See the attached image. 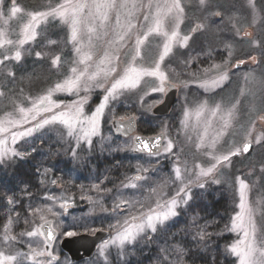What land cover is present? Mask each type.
<instances>
[{"label": "rangeland", "instance_id": "374dc122", "mask_svg": "<svg viewBox=\"0 0 264 264\" xmlns=\"http://www.w3.org/2000/svg\"><path fill=\"white\" fill-rule=\"evenodd\" d=\"M87 2L91 3L92 0ZM116 2L123 3L125 0ZM127 2L143 3L145 7L133 11L131 23L134 27L124 41H120L116 36L118 14L116 10L108 13L104 28L98 29V34L93 36L90 48L87 47L86 37L82 41L86 46L84 51L89 52L92 57L88 62L89 73L96 70L106 52L118 58L114 61L116 72L107 78L99 77L98 82L102 85L100 87L94 82L87 88L81 86L78 91L53 93L52 100L61 106L53 111H68L84 100L83 116L90 117L106 95L104 89L119 79L129 65L151 68L159 60L166 38L150 35L140 50V56L133 61L135 38L146 30L144 16L148 14L146 6L149 0ZM152 2L163 4L170 0ZM11 3L12 0H3V6L0 7V40L10 39L18 42L23 36L24 26L30 20V14L50 11L65 3V0H43L37 5V9L26 8L15 0V5L21 8V12L15 17L10 15ZM180 3L183 14L180 17L182 23H179L178 27V40L182 41L184 36H189L190 39L186 46L174 43L172 52L161 62V71L166 74V81L177 84L179 88L175 105L179 113L178 124L172 131L169 129L170 123L166 120L164 128L160 130L165 133L163 145L171 140L173 149L171 153H164L162 149L158 157L145 155L134 159V170L130 173L128 181L123 185L121 183L117 192L108 189L109 175L103 173V169L116 163L119 158L118 162L128 159L132 151V137L115 135L112 123L121 116H135L138 122V117L142 113L151 114L154 106L164 98V93L152 91L153 88L160 86L157 78L145 77L135 89L118 92L116 99L110 100L105 108L96 134L89 137L90 143H87L83 134L79 132L80 125H77V131L73 135H69L67 126L59 122L45 125L31 137L18 138L14 143L9 133L0 131V139L8 141L6 145L0 146V150L5 147L9 150L7 155L0 157V172L1 168L4 170L15 159H28L34 150H38L44 159L59 154L62 161H69V176L48 166L42 168L39 178L42 194L38 198L31 197L30 192L25 194L27 200L24 206H20L12 197L9 199L11 202L8 201L6 208L0 212V252L16 256V260L11 264H77L68 258L67 253L66 256L61 254L63 250L60 243L67 237L63 233L74 231L77 235L94 234L98 230L109 231V235L101 241L93 258L80 264H158L161 249L176 245L183 247L173 239L174 235L166 239L165 234L170 231L181 212H185L192 204L196 195L203 196L210 192L211 186L217 185L233 189L237 201L236 210L231 217L236 215L240 203L238 194L240 180H244L248 185L247 202L253 210L252 218L256 225L258 240L264 235V139L259 143L255 142L257 137H264V119H260L264 116V0H252L251 4L249 0H204L203 3L201 0H180ZM151 11L154 13L155 8ZM217 13L219 15H216ZM119 15L123 23L126 19V10H120ZM196 25H204V28L194 32ZM173 28L175 24L170 18H165L164 30L171 34ZM198 39L220 51L221 60L216 63L219 68H214L201 77L192 72L185 78L183 72L194 59L192 57L188 61L185 52L194 40L196 42ZM16 50L21 51L20 61L9 59L0 64V103H5L0 112V128H7L12 132L23 131L48 118L50 113L40 112L33 120L32 113H28V123H19L23 115L20 112L21 108L28 112L33 101L46 95L57 83H63L72 77V68L81 71L84 67L80 63V54L76 52L71 42L70 25L59 17H49L41 22L37 28L36 38L22 47L12 45L0 47V60H3L4 56L13 57ZM37 52L41 53L42 58L35 55ZM56 56H59L60 60L53 64ZM252 57H255V62ZM240 61L244 63L235 67ZM30 62L39 63L41 71H47L50 75H46V78L52 81L50 86L41 88L34 95L26 94L22 86V82L28 80L24 74L30 73L26 71ZM182 67H185L184 71ZM42 74L41 72L40 76ZM220 74H226L227 79L218 87L200 86L205 81L217 79ZM11 85L20 87L18 94L9 93ZM202 105L203 111H200ZM216 105H220L221 111L213 115ZM229 109L233 110V118L225 126L223 116ZM9 121L15 123H8ZM248 138L253 141V147L248 153L234 155L230 161L221 162L209 177L199 176L201 169L207 170L215 163L214 157H223L230 151H235ZM177 166L181 174L179 180L175 175ZM144 169L147 171H143ZM137 174H141L142 178L135 179ZM214 180H218L219 183L213 182ZM189 181H192L190 184L192 198L187 203L182 201L179 204L176 209L177 216L170 217L163 224H157L155 233L146 228L145 233L149 237L147 240L144 239L145 233H141L135 241L125 242L123 245L119 243L117 233L127 227L124 224L125 220L133 223L131 218L136 217L135 223H140L142 214H148L150 209L161 210L157 209L158 203L163 205L172 199L180 200L184 194L180 193L178 196L177 193ZM199 184H204V188H200ZM65 200L68 202L67 207H72L71 211H65L66 207H60ZM122 201L126 202V205L117 209V205H121ZM80 207L82 209H79ZM48 208H51L52 212L46 211ZM35 209L41 211L36 212ZM41 216L44 217L43 220ZM84 216H89L92 220L98 216V223L85 222ZM232 218L225 231L219 235L234 236V240L227 246V253L235 260V264H239L238 258L229 251L233 243L242 239L240 233L231 231ZM49 219L53 220L54 228L58 232L52 248L56 255H60L58 262L44 256L40 258L33 256V252H45V241L40 234L32 237L26 235ZM197 219L192 220L190 216L188 232H193V236L201 240L209 235L210 230L208 226L206 228L201 224H198V229L192 228L193 222L199 223ZM5 225H9L8 228H5ZM6 234L15 239L5 242ZM113 240L117 242L113 243ZM150 250L153 251L145 263V255ZM185 256L178 257L173 254L167 255L166 259H179V264H186ZM159 264L163 262L160 261Z\"/></svg>", "mask_w": 264, "mask_h": 264}, {"label": "snow or ice", "instance_id": "6c2138e0", "mask_svg": "<svg viewBox=\"0 0 264 264\" xmlns=\"http://www.w3.org/2000/svg\"><path fill=\"white\" fill-rule=\"evenodd\" d=\"M204 0H201L203 3ZM252 0H249L251 4ZM3 6V0H0V7ZM145 5L143 3H129L127 0L123 3H117L116 0H92L91 3H88L87 0H65V3L58 5L56 8L51 9L50 11L45 12H35L30 14L29 22L24 26L23 36L18 42H13L10 39L0 40V47H5L6 45H12L14 47H22L26 43L33 41L37 36V28L40 23L47 20L49 17H59L65 23L70 25L71 29V42L75 46V50L78 54H80L81 59L80 63L84 65L83 70L78 71L77 68H72V77L66 79L63 83H57L54 88L48 90L47 94L38 98L37 101H33L32 108L25 112L23 108L20 109V112L23 114L22 119L19 122L20 124L28 123V113H32V119L34 120L36 115H39L40 112L50 113L49 117L46 119H42L34 124L32 127L25 128L23 131H10L7 128H0V131L9 133L11 141L14 143L18 138H27L31 137L33 133L39 129L44 128L45 125H49L52 123H61L66 125L69 129V135H73L77 131V125H80L79 132L83 134V138L87 143H90L89 137L93 136L97 132V128L100 122V119L104 113L105 108L108 106L110 100H115L117 93L122 92L124 90L135 89L140 81L145 77H153L159 80V87L153 88L152 91L154 93L163 94L165 92L164 83L167 80L166 74L161 71V62L165 60V57L169 56V54L173 50L174 43H182V45L186 46L187 41L190 39L189 36H184L181 40H178L179 32L178 27L179 23H182L180 17L183 14V7L180 3V0H170V2L161 3H153L152 0H149L147 4L148 14L144 16V20L146 22L145 28L146 30L137 35L134 42V52L133 61L136 60V57L140 56V50L143 47L145 41L148 39L150 35H158L166 38L162 52L159 56V60L151 67H137L133 65H129L123 72V75L116 79L114 83L111 84L109 88L104 89L106 95L103 96L102 102L96 107L94 112L90 117L83 116V104L84 100H81L79 104L75 105L73 108L68 111H53L54 109H59L61 106L56 104L52 100V95L55 92H73L78 91L81 86L85 88L91 86L94 82H96V86H102L98 82V78L103 76L107 78L111 73L116 72V63L114 61L118 60L117 57H113L109 55L107 52L105 53L103 59L96 66V70L94 72L89 73L88 71V62L91 61L92 57L89 52L84 51L86 47L82 41L86 37L88 39L87 47H91V41L93 36L98 34V29H103L105 26V22L108 20V13L112 10H116L118 12L116 16V36L120 41H124L125 37L129 34L130 30L133 29V25L131 23V18L133 15V11L139 8H143ZM155 8V12L153 13L151 10ZM120 10H126V19L122 23L119 15ZM21 12V8L15 5V0H12L10 6V15L15 17L18 13ZM216 15H219L217 13ZM165 18H170L171 21L175 24V28L169 34L168 31L164 30V20ZM204 28V25H198L194 31L201 30ZM247 35V34H246ZM115 43V41H112ZM35 55L38 58L41 57V53L37 52ZM9 59H14L15 61H20L22 59L21 51L16 50L13 57L4 56L3 60H0V64L4 63ZM60 60L59 56H56L52 61L53 64H57ZM253 62H255V57H252ZM240 63H244V61H240ZM239 65H237L238 67ZM213 68H219V65H213ZM225 79H227L226 74H220L217 79H212L211 81H205L201 83V87H218ZM175 87V85H172ZM162 102V101H161ZM203 105L201 106L200 111H203ZM235 105H233V108ZM151 106H149L150 110ZM221 111L220 105H216L215 109H213V115L217 114ZM199 115V112L197 113ZM233 118V110L229 109L224 113L223 119L225 121V126H227L228 122ZM134 116L124 117L121 116L120 120V129L125 128V121L130 127L135 121ZM260 119H264V116H261ZM187 120V114H186ZM185 120V123H186ZM8 123H15L9 121ZM118 129V130H120ZM250 134V133H249ZM133 139L135 144L139 145L138 149H132L139 151L141 153H146L149 157H158L161 154V140L163 136L143 139L141 137H134ZM261 139L264 137H257L256 143H259ZM7 140L0 139V146L6 145ZM201 143H203V138H201ZM253 147V141L247 140L241 147L235 149V151H230L228 154L223 157H214L215 163L212 164L207 170L201 169L199 176L200 177H209L213 174L217 165L221 162L230 161L231 157L234 155H241L244 153H248L249 150ZM173 149V143L171 140H168L163 145L164 153H171ZM8 149L5 147L0 150V157L8 154ZM14 155H20V153H13ZM143 171H147L144 169ZM175 175L177 180L180 179V168L179 166L175 169ZM142 177H137V179H141ZM213 182L219 183L218 180H214ZM192 181H189L188 184H184L181 187L180 192L177 193L179 196L180 193H183V197L178 199H172L170 201H166L163 205L157 204V209H161L160 211L149 210L148 214H142L141 222L135 223L136 217H132L133 223H129V221L125 220L124 224L127 227L123 228L122 232L117 233V237L119 243L123 245L125 242H132L137 239V237L141 233H145V229H149L152 233L156 232L157 224H163L164 221H167L170 217L177 216V207L183 201L187 203L188 200H191V188L190 184ZM55 184V181H53ZM200 188H204V184L198 185ZM97 190H99V186L97 185ZM134 187V185H133ZM247 192L248 185L244 180L239 181L238 185V194L240 203L238 205L239 211L232 218V227L231 231L238 232L242 235V239L237 240L230 246L229 251L238 258L239 264H264V235L258 240L257 237V229L255 222L253 220V210L248 205L247 202ZM11 202V201H9ZM67 200L63 204L60 205L61 208L67 207ZM126 205V202H121V205H117V209L121 206ZM34 211L40 212L41 209H35ZM48 212H52L51 208L46 209ZM55 215V213H53ZM43 220L44 217L41 216ZM11 221H9V225ZM9 225H5V228H8ZM47 231V244L46 246L51 245L56 237L53 234V230L51 227V221H45V224L42 226ZM89 231H93L89 229ZM37 234L43 235L44 233L40 232V229L37 228L35 231L27 232L26 235L29 237L35 236ZM63 235L67 237H72L77 235L74 231H67L63 233ZM15 237L5 235V242L9 240H14ZM144 239H149L147 234L145 233ZM116 243V240L112 241ZM195 242L199 243V240ZM176 254L178 257H182L186 255V250L179 246H169L168 248H164L160 250V256L158 257V264L160 261L163 264H179V259L176 260H167V255ZM33 256L42 255V253H32ZM16 260V256L13 255H4L3 252H0V264H11L12 261Z\"/></svg>", "mask_w": 264, "mask_h": 264}, {"label": "trees", "instance_id": "16d2710c", "mask_svg": "<svg viewBox=\"0 0 264 264\" xmlns=\"http://www.w3.org/2000/svg\"><path fill=\"white\" fill-rule=\"evenodd\" d=\"M17 1L26 8L37 9V5L43 0ZM219 52V50H214L213 47L207 45L203 40L198 39L196 42L194 40L193 44H191L190 48L185 52L188 61L192 57H194V59L189 62V68L187 70L184 71L183 68L185 67H182L184 71L183 76L187 78L192 72L198 74L201 72V69L218 63L217 61L221 60ZM38 64L30 62L26 68V71H30V73L27 72L24 74V76L28 78L27 82H22L26 94L34 95L36 92L40 91L41 88L52 84V81L46 78V75H49V73L47 71L44 72V70L41 71V67ZM41 72L43 74L40 76ZM19 89V86L11 85L8 91L12 94L17 93ZM4 106L5 103H0V112ZM177 109L178 108L174 107L170 114L164 116L142 113L138 117V132L146 135L156 134L164 128L163 126L166 120L170 123L169 129L174 131L178 124L179 113ZM139 157L142 156H137L130 152L127 160L118 162L120 160L119 158L116 160L118 163L110 164L109 167L103 169V173L106 172L109 175L108 180L110 181L107 183L108 189L117 192L121 183L123 185L128 181L130 173L134 170L133 160ZM46 166L53 168L54 171L61 172L65 176H69L68 160L62 161V157L59 154L56 157L51 156L44 159L41 157L38 150H34L29 155L28 159H15L10 162L4 170L1 168L0 212L6 208L9 199H12V197L16 199L20 206L26 204L27 198L25 194L29 192L31 197L38 198L43 192L42 186L40 187V171ZM87 172H89V170ZM211 187L212 189L209 193L203 196H195L192 204L185 212H181L180 217L173 223L170 231L165 234L166 239L174 235L173 239L185 248L187 254L184 261L186 264H235V260L227 253V246L234 240V236L229 234L223 237L219 234L224 232L225 228L228 227L227 224L228 222L230 223L231 216L236 210V194L233 189L225 188L223 185ZM79 209H82V207ZM190 216L192 220L198 218L197 220L199 221V223L193 222L194 225L192 228L195 227V229H198V224L206 228L208 226L210 230L208 232L209 235L200 240L196 238V236H193V232L189 233ZM96 217L92 220L89 216H84L83 219H85V222L92 221L94 224H97L99 219L98 216ZM178 229L180 231H178ZM175 232H177V234ZM158 235H160L159 232ZM196 240L200 242L197 243L195 242ZM152 251L153 250H150V252L145 255V263Z\"/></svg>", "mask_w": 264, "mask_h": 264}, {"label": "water", "instance_id": "95a60500", "mask_svg": "<svg viewBox=\"0 0 264 264\" xmlns=\"http://www.w3.org/2000/svg\"><path fill=\"white\" fill-rule=\"evenodd\" d=\"M197 26L198 25H196L194 29H196ZM237 65L240 66L241 63L238 62L235 67H237ZM172 85H175V87H172ZM165 86H166L165 95H164L162 102L155 105L154 108L152 109V113L154 115H157V116L168 115L172 111V109H173V107L177 101V98H178L179 88H178L177 84H175L171 81H166ZM118 129H120V120L116 119L112 123V130L115 133V135H121L124 137H129L131 135H134V137H141V138L146 139V140L150 139V138L163 136V139L161 140V145H162L161 151L163 149L165 133L163 131H161V132H158V133L152 134V135L138 134L137 133V130H138L137 119H135V121L133 122V124L130 127H128V125L125 121V128L120 129V130H118ZM247 140H252V139L248 138ZM138 148H139V145L135 144L133 141V149H138ZM133 152L134 153H141V152L136 151V150H133ZM141 154H146V153H141ZM137 177H141V174H137L135 176V178L137 179ZM71 209H72V207L68 206L65 208V211H71ZM46 221H51V227L53 230V234L57 238L58 232L54 228L53 220L49 219ZM44 224H45V221L42 222L38 228L40 229V232L44 233L41 236L45 241V244H44L45 251L49 255H51L53 244H54L56 239L54 240V242L51 245L46 246V244H47V240H46L47 231L44 227H42ZM108 235H109V231H106V230H98L94 234H87V233L78 234V235H75L72 237L63 238L61 243H60V246H61V249L65 253H67L73 261L80 262L82 260L91 258L94 255V253L96 252L99 243L103 239H105ZM53 258H55V257H53Z\"/></svg>", "mask_w": 264, "mask_h": 264}, {"label": "flooded vegetation", "instance_id": "af4514ba", "mask_svg": "<svg viewBox=\"0 0 264 264\" xmlns=\"http://www.w3.org/2000/svg\"><path fill=\"white\" fill-rule=\"evenodd\" d=\"M132 138H134V137H132ZM132 143H133V139H132ZM132 145V144H131ZM55 243V242H54ZM53 247H54V244H53ZM61 247V246H60ZM61 254L62 255H65V252L64 251H61ZM68 255V254H67ZM44 256V258H49V259H51V260H53L54 262H58V260L60 259V255H56L54 252H53V249H52V251H51V255H49L46 251L45 252H43L42 253V255H39L38 256V258H40V257H43ZM66 256V255H65ZM53 257H55V258H53ZM68 258H69V255H68ZM91 258H93V257H91ZM86 260H88V259H86ZM85 260H82L81 262H79V263H77V262H74V263H77V264H80V263H82V262H84Z\"/></svg>", "mask_w": 264, "mask_h": 264}, {"label": "bare ground", "instance_id": "6f19581e", "mask_svg": "<svg viewBox=\"0 0 264 264\" xmlns=\"http://www.w3.org/2000/svg\"><path fill=\"white\" fill-rule=\"evenodd\" d=\"M213 65H217V64H213ZM213 65H210V66L207 67V68L201 69V70H200L201 72H199L198 74H196V76L201 77V76H203L205 73H207L208 71L214 69V68L212 67Z\"/></svg>", "mask_w": 264, "mask_h": 264}]
</instances>
